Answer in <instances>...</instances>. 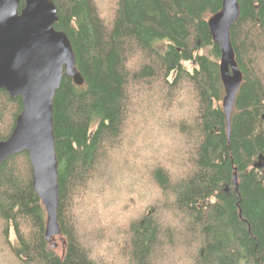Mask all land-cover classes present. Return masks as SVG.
I'll list each match as a JSON object with an SVG mask.
<instances>
[{
	"label": "trees",
	"instance_id": "trees-1",
	"mask_svg": "<svg viewBox=\"0 0 264 264\" xmlns=\"http://www.w3.org/2000/svg\"><path fill=\"white\" fill-rule=\"evenodd\" d=\"M52 2L83 79L52 103L56 227L28 154L9 158L0 264H264V0H238L229 134L207 26L222 0ZM21 111L1 90L0 142Z\"/></svg>",
	"mask_w": 264,
	"mask_h": 264
},
{
	"label": "water",
	"instance_id": "water-1",
	"mask_svg": "<svg viewBox=\"0 0 264 264\" xmlns=\"http://www.w3.org/2000/svg\"><path fill=\"white\" fill-rule=\"evenodd\" d=\"M0 0V91L21 99L22 111L12 134L0 142V168L11 157L27 153L33 189L48 217L49 229L56 227L58 165L53 134L52 103L64 76L75 85L83 79L76 70L72 46L58 21L52 0ZM239 18L238 0H222L221 10L207 21L213 43L220 49L219 73L224 88L222 109L229 134L230 114L242 75L234 59L230 31ZM255 168L263 170L264 157Z\"/></svg>",
	"mask_w": 264,
	"mask_h": 264
},
{
	"label": "rangeland",
	"instance_id": "rangeland-1",
	"mask_svg": "<svg viewBox=\"0 0 264 264\" xmlns=\"http://www.w3.org/2000/svg\"><path fill=\"white\" fill-rule=\"evenodd\" d=\"M104 1H105V3H106V0H104ZM187 68L191 69V65L188 64V65H187Z\"/></svg>",
	"mask_w": 264,
	"mask_h": 264
}]
</instances>
